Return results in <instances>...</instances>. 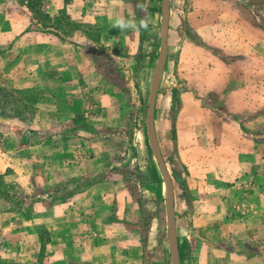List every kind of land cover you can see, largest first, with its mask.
<instances>
[{
	"label": "rangeland",
	"instance_id": "obj_1",
	"mask_svg": "<svg viewBox=\"0 0 264 264\" xmlns=\"http://www.w3.org/2000/svg\"><path fill=\"white\" fill-rule=\"evenodd\" d=\"M27 1L0 0V12L23 9L32 27L82 32L99 77L79 98L89 107L86 114L56 113L59 122L51 129L37 126L39 107L0 88V116L10 119L0 140L7 157L20 158L0 171V264H19L18 254L35 246L41 253L53 249L47 227L57 229L59 221L51 218L61 204L88 237L115 234L111 246L142 248V264H172L159 157L170 179L178 264H222L227 251L264 250L258 204L264 201V169L258 190L248 174L214 199L202 186L205 176L233 168L240 153L260 156L264 166V0H169L152 133L147 109L161 57L165 0ZM118 18L137 25L146 19L148 28L121 30L114 26ZM225 41L231 45L223 47ZM237 72L244 78H215ZM104 92L109 97L103 99ZM220 195L227 200L219 201ZM243 216L260 221L257 231L230 235L227 219ZM33 228L36 239L28 235Z\"/></svg>",
	"mask_w": 264,
	"mask_h": 264
},
{
	"label": "crops",
	"instance_id": "obj_2",
	"mask_svg": "<svg viewBox=\"0 0 264 264\" xmlns=\"http://www.w3.org/2000/svg\"><path fill=\"white\" fill-rule=\"evenodd\" d=\"M55 10L58 11V9ZM235 12H239V10H235ZM0 13V88H7L21 97L25 103L39 107L38 122L36 123L35 120L39 128L51 129L55 126L59 122L56 113L63 112L64 115L67 113L68 118L75 117L80 113H83L84 116L89 107L86 103L83 105L79 98L84 97L86 92L94 88L91 87L92 81L99 77V69L96 61L87 53L85 43L81 41L82 32L67 35L58 28L41 30L32 27L30 26L29 12L23 9L1 10ZM53 21H56L55 18ZM240 42L238 41L237 47L238 45L242 46ZM230 45L231 42L228 41L223 43V47ZM215 78L221 81L225 79L227 83L229 79L241 80L244 77L237 72L221 74ZM106 97H109V93H102V98L105 99ZM5 119L10 121L9 118L0 116V132L3 130ZM250 155L247 153L245 155L243 153L237 154V162L233 168L205 176L208 177V180L203 181L202 186L204 190L210 192V198L214 199L213 196L216 191L229 193L232 182L243 174L255 178L257 190L260 188L258 176L261 175L264 166L260 167V156H254L252 153ZM17 157L16 154L15 157H7L3 142L0 140V171H3L7 166L13 167V162L18 163L20 158ZM258 157L259 159H257ZM217 180H220V183ZM226 198L225 195H220L219 201H225ZM258 204L259 207L263 206L260 215L264 216L263 199H260ZM65 206L68 208L67 205ZM65 206L59 205L58 216L44 217L59 221L57 229L51 230L55 225H48L47 227L50 230L49 238L53 249L51 248L44 253H41V250L36 246L31 250L25 249L18 254L17 261L19 264L143 263L142 248L133 252L131 242L125 248L112 247L111 242L116 239L115 234L111 237L97 233L100 235L98 240L92 238L91 235L88 237V233H85L86 230L82 231L81 227H76V223L68 218L66 210H64ZM44 208L45 206L38 209L36 207V211ZM36 211L33 212L32 219L27 220V222H32ZM239 218L241 217H236L233 220L227 219V222L232 224L228 229L230 235H236L235 232L250 234L253 232L249 229L252 228L257 231L260 226L258 219L249 221L245 216L241 220ZM260 223L264 225V222ZM34 229L31 233L28 231V235L31 238L35 236L36 239V235L39 234L35 233ZM253 238L255 240L260 239L259 235H255V237L253 235ZM95 241L100 242L95 244ZM3 251L5 252V250ZM231 251H227L229 258L222 264H264V250H261L260 247L249 252ZM230 256H234V258L231 259Z\"/></svg>",
	"mask_w": 264,
	"mask_h": 264
},
{
	"label": "water",
	"instance_id": "obj_3",
	"mask_svg": "<svg viewBox=\"0 0 264 264\" xmlns=\"http://www.w3.org/2000/svg\"><path fill=\"white\" fill-rule=\"evenodd\" d=\"M169 4V0H165V5L163 6V22H162V48H161V57L159 59L156 72L154 75V81H153V89L150 94L149 100H148V109H147V127L148 131L152 133V119H151V114H152V107H153V101L155 99L156 95V90H157V85L158 81L160 78L161 71L164 66L165 58H166V50H167V20H166V11L167 7ZM152 135V134H151ZM151 147L154 151V153H157V148H156V141L153 137H151ZM159 157V155H158ZM159 160L162 163V171L165 177V184H166V189H167V202L169 205V219H168V241H169V246H170V251H171V262L172 264H178L177 257H176V252H175V247H174V237L172 233V226H173V205H172V197H171V185H170V179L167 174V171L165 169V166L163 165V161L159 157Z\"/></svg>",
	"mask_w": 264,
	"mask_h": 264
},
{
	"label": "clouds",
	"instance_id": "obj_4",
	"mask_svg": "<svg viewBox=\"0 0 264 264\" xmlns=\"http://www.w3.org/2000/svg\"><path fill=\"white\" fill-rule=\"evenodd\" d=\"M142 11H145V7L143 5H138ZM115 27L120 28L121 30H127L129 28L139 31L141 28L147 30L148 21L146 19H141L139 25H137L134 21H127L123 18H118L114 24Z\"/></svg>",
	"mask_w": 264,
	"mask_h": 264
},
{
	"label": "trees",
	"instance_id": "obj_5",
	"mask_svg": "<svg viewBox=\"0 0 264 264\" xmlns=\"http://www.w3.org/2000/svg\"><path fill=\"white\" fill-rule=\"evenodd\" d=\"M27 2L30 4V0H28ZM29 4H28V6H29ZM29 7H30V6H29ZM25 106H27V105L25 104Z\"/></svg>",
	"mask_w": 264,
	"mask_h": 264
}]
</instances>
